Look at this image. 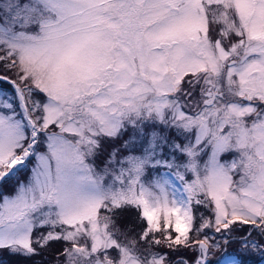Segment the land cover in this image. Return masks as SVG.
Returning a JSON list of instances; mask_svg holds the SVG:
<instances>
[{
	"label": "snow or ice",
	"instance_id": "obj_1",
	"mask_svg": "<svg viewBox=\"0 0 264 264\" xmlns=\"http://www.w3.org/2000/svg\"><path fill=\"white\" fill-rule=\"evenodd\" d=\"M0 68V250L264 259V0H0Z\"/></svg>",
	"mask_w": 264,
	"mask_h": 264
},
{
	"label": "trees",
	"instance_id": "obj_2",
	"mask_svg": "<svg viewBox=\"0 0 264 264\" xmlns=\"http://www.w3.org/2000/svg\"><path fill=\"white\" fill-rule=\"evenodd\" d=\"M0 72L4 73L1 68H0ZM8 74H10V73H8ZM0 88H4L7 90L12 89L11 85H9L5 82H2V81H0ZM25 173H21L19 178H21L22 175H24ZM7 182L2 184L3 187L0 188V190H2V191H8V190L10 191L11 190V192H12L16 182L12 181V180L10 183H7ZM2 185H0V187ZM134 216H137V213L135 212V210H126L122 214V218H123L122 222L126 223V224L127 223L135 224L134 223V219H135ZM140 225H141V227H143L142 223ZM231 246H232V249L235 250V248H233V247H236V246H234L233 244ZM60 247H61L60 244H53L51 246V248L43 251L41 253V255L33 256L31 258H25V257H21V256H19V257H13L12 256V258H11V254H9L7 251L0 250V264H51L55 252ZM247 258H249L251 260L250 263H252L253 261L258 260L260 257H257V255H252V256H249ZM262 264H264V262H262Z\"/></svg>",
	"mask_w": 264,
	"mask_h": 264
},
{
	"label": "rangeland",
	"instance_id": "obj_3",
	"mask_svg": "<svg viewBox=\"0 0 264 264\" xmlns=\"http://www.w3.org/2000/svg\"><path fill=\"white\" fill-rule=\"evenodd\" d=\"M2 69V68H1ZM3 70V69H2ZM3 72H4V70H3ZM3 74H6V75H8L9 77H11L12 79H15L16 77L14 76V74L13 73H10V74H8L7 72H4ZM8 92L9 93H11L12 92V89L10 90V89H8ZM112 146H119V142H117L115 145H112ZM109 150H110V147H109ZM27 175L28 174H24V175H22V177L20 178L21 180H25L26 178H27ZM11 182V180L10 181H8L7 183H10ZM3 187V185L0 187V188H2ZM5 193H11V190L9 191H4ZM200 211H203V209L201 208V209H199ZM134 217H136V216H134ZM134 225L137 227V228H141V223L140 224H137L136 223V220L134 219ZM243 231H247V228L245 227V228H243ZM236 235H241L242 234V232H238V233H235ZM234 246H236V247H233V248H235V249H237L238 247H239V245L238 244H233ZM229 251H233V249H232V246L230 245L229 246ZM216 255L218 256L219 255V253H216ZM12 256L13 257H19V256H15V255H11V258H12ZM257 257H260L259 255H257ZM247 260H248V264H262V262H264V259H261V257L258 259V260H256V261H253L252 263H250V259L249 258H247Z\"/></svg>",
	"mask_w": 264,
	"mask_h": 264
}]
</instances>
